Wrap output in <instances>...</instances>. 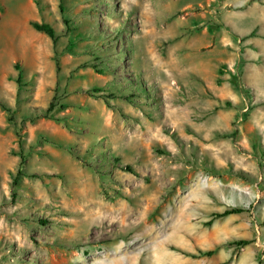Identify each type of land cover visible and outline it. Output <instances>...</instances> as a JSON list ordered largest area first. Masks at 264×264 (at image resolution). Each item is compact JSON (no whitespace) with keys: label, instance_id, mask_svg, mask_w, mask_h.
<instances>
[{"label":"rangeland","instance_id":"1","mask_svg":"<svg viewBox=\"0 0 264 264\" xmlns=\"http://www.w3.org/2000/svg\"><path fill=\"white\" fill-rule=\"evenodd\" d=\"M0 264H264V0H0Z\"/></svg>","mask_w":264,"mask_h":264},{"label":"trees","instance_id":"2","mask_svg":"<svg viewBox=\"0 0 264 264\" xmlns=\"http://www.w3.org/2000/svg\"><path fill=\"white\" fill-rule=\"evenodd\" d=\"M61 10L63 11L62 7H61ZM64 22H65V24L67 25V27L69 28V22H68L66 19L64 20ZM31 26H32L36 31H38V32H40V33H44V34H46V35H47V36L53 41V43L56 44V41H57V35H56V32H55L54 28H53L51 25L46 24V23L42 24V23H38V22H32V23H31ZM20 79H21V77H19V80H20ZM51 108H52V104H51V106H50V109H51ZM4 109H5L8 113H10V110H9L8 108L4 107ZM50 109H49V110H50ZM22 166H23V161H22ZM127 170L130 171V172H132V173L135 172L131 167H128ZM239 212H240L239 210H227V211H225V212H223V213H216V214L214 215L213 218L226 217V216H228V215L236 214V213H239ZM238 244H239L240 246H242V245H247V244H248V241L243 240V241H240ZM209 254H210V252H209Z\"/></svg>","mask_w":264,"mask_h":264},{"label":"bare ground","instance_id":"3","mask_svg":"<svg viewBox=\"0 0 264 264\" xmlns=\"http://www.w3.org/2000/svg\"><path fill=\"white\" fill-rule=\"evenodd\" d=\"M164 230H170V223L166 222L165 226H164Z\"/></svg>","mask_w":264,"mask_h":264}]
</instances>
